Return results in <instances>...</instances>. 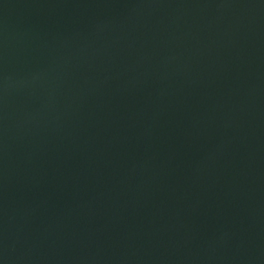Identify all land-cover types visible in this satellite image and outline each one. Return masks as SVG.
Here are the masks:
<instances>
[{
  "label": "water",
  "instance_id": "obj_1",
  "mask_svg": "<svg viewBox=\"0 0 264 264\" xmlns=\"http://www.w3.org/2000/svg\"><path fill=\"white\" fill-rule=\"evenodd\" d=\"M0 264H264V0H0Z\"/></svg>",
  "mask_w": 264,
  "mask_h": 264
}]
</instances>
